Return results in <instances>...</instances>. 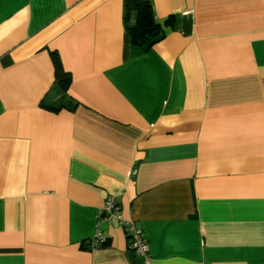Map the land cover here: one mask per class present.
Listing matches in <instances>:
<instances>
[{
	"label": "crops",
	"instance_id": "0c3cea01",
	"mask_svg": "<svg viewBox=\"0 0 264 264\" xmlns=\"http://www.w3.org/2000/svg\"><path fill=\"white\" fill-rule=\"evenodd\" d=\"M149 1L142 50L124 0H0V264H143L84 247L110 193L151 264H264V0Z\"/></svg>",
	"mask_w": 264,
	"mask_h": 264
},
{
	"label": "trees",
	"instance_id": "16d2710c",
	"mask_svg": "<svg viewBox=\"0 0 264 264\" xmlns=\"http://www.w3.org/2000/svg\"><path fill=\"white\" fill-rule=\"evenodd\" d=\"M125 8V28L130 37V43L142 50H146L160 41L164 36L163 26L155 19L153 8L149 0H124ZM52 63L54 66V88L50 95H61L65 97L70 84V74H68L61 63L58 53L52 52ZM47 109L57 110L64 107L65 103L42 102Z\"/></svg>",
	"mask_w": 264,
	"mask_h": 264
},
{
	"label": "built area",
	"instance_id": "2783aa9c",
	"mask_svg": "<svg viewBox=\"0 0 264 264\" xmlns=\"http://www.w3.org/2000/svg\"><path fill=\"white\" fill-rule=\"evenodd\" d=\"M110 221H116L124 229L129 249L142 260L143 264H151L147 238L134 220L122 216L116 196L111 193L106 196L102 205L97 209L93 234L84 243V247L94 250L104 245L107 238L101 231L100 224Z\"/></svg>",
	"mask_w": 264,
	"mask_h": 264
}]
</instances>
